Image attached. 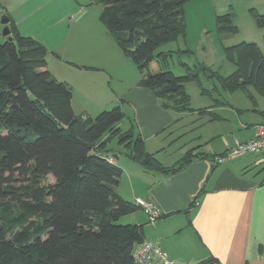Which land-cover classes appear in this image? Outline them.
<instances>
[{
	"label": "trees",
	"instance_id": "1",
	"mask_svg": "<svg viewBox=\"0 0 264 264\" xmlns=\"http://www.w3.org/2000/svg\"><path fill=\"white\" fill-rule=\"evenodd\" d=\"M90 1L102 6L99 19L142 74L140 85L166 110L197 113L185 84L199 74L187 68L186 75L176 76L169 61L177 52L157 53L185 36L189 0ZM252 14L264 28V14ZM9 19L12 40L0 41V264H134L144 227L120 223L139 207L118 194L123 170L111 161L109 146L117 140L142 168L164 174L210 155L192 149L165 167L139 134L119 127L126 118L120 106L95 118L77 115L73 88L47 68V47L21 35ZM217 31L236 32L231 11L217 17ZM225 53L236 70L221 79L223 87L231 93L252 87L264 97L261 48L242 42ZM198 114L207 122L220 118L211 109Z\"/></svg>",
	"mask_w": 264,
	"mask_h": 264
},
{
	"label": "crops",
	"instance_id": "2",
	"mask_svg": "<svg viewBox=\"0 0 264 264\" xmlns=\"http://www.w3.org/2000/svg\"><path fill=\"white\" fill-rule=\"evenodd\" d=\"M0 9L21 35L47 47V68L56 78L65 76L63 82L73 88L77 115L91 117L93 112L126 102L135 110L138 134L147 152L158 157L165 151L162 147L152 151L149 142L173 127L175 112L164 109L159 99L140 85L141 79H128L122 69L130 67L127 56L79 1L0 0ZM49 59L64 63L56 66L59 75L50 68ZM115 75L121 84L116 91L107 81ZM246 91L254 99L249 107L227 103L230 113H217L220 118L210 122L197 114L200 122L193 130L200 135L193 140L198 145L189 150L209 154L208 158L195 159L175 174H164L145 170L127 152H122L128 158L125 162L116 155L111 157L123 170L118 194L133 204L138 198L151 201L162 214L151 224L139 208L120 223L143 225L145 241L180 263L264 264V152L216 162L237 143L252 140L256 127L264 124V97L252 87Z\"/></svg>",
	"mask_w": 264,
	"mask_h": 264
},
{
	"label": "rangeland",
	"instance_id": "3",
	"mask_svg": "<svg viewBox=\"0 0 264 264\" xmlns=\"http://www.w3.org/2000/svg\"><path fill=\"white\" fill-rule=\"evenodd\" d=\"M77 1L84 9L91 12L92 17L96 18L99 23L102 6L92 3L90 0ZM184 10L185 36H179L157 50V53L162 51L177 52L169 61V69L176 76L186 75L187 68H191L199 74L197 81L185 84L186 93L190 96L191 108L197 112L195 113L196 115L189 114V112L182 114L174 111L176 122L173 127L164 135L149 142L151 144L149 148L152 151H157L161 147L165 150L157 158L169 166L180 161L185 151L198 145V142H194L193 138L200 135V133H196L193 128L200 122L197 115L200 110L213 109L216 114L220 113L225 116L230 113L227 103L235 102L236 105L246 107L251 106L252 102L254 104V99L248 91L238 90L231 93L223 87L221 79L232 75L236 70L235 64L227 58L225 48L242 42L256 43L264 53V28L258 27L252 14V10H256L259 14H264V0H189L185 3ZM230 11L232 13V24L235 26L236 32L220 35L217 31V17ZM1 12L2 9H0V41L2 42L3 37L1 35L4 26L1 23ZM179 51H182V53L178 54ZM121 52L124 54L122 50ZM127 60L130 67L127 70L125 67L122 69L125 74H128V79L133 80L136 77L142 79V74L133 60L129 57H127ZM63 64L61 61H50L49 59L50 68L57 75L59 73L56 66H64ZM157 68V65L153 64L151 72L156 73ZM64 77L60 75L56 79L62 82ZM113 77L114 79L108 78L107 81L111 83L112 89L116 91L121 84L115 78L116 75ZM258 98L260 97H257V100ZM117 105H120L126 114V118L119 124V127L124 132L133 128L135 134H138L139 127L135 120V110L128 103L120 104L118 102L117 104H112L106 110H110ZM100 112H93L91 117L95 118ZM216 144L219 146L221 143L218 141ZM110 148L115 151L114 156L120 157L123 162L128 160L122 153L126 152V150L118 145L117 140L110 145ZM48 183H54L53 178L50 177Z\"/></svg>",
	"mask_w": 264,
	"mask_h": 264
},
{
	"label": "built area",
	"instance_id": "4",
	"mask_svg": "<svg viewBox=\"0 0 264 264\" xmlns=\"http://www.w3.org/2000/svg\"><path fill=\"white\" fill-rule=\"evenodd\" d=\"M262 152H264V124L256 127V134L252 140L246 143H237L224 155L217 157L216 162L222 164L230 159ZM135 204L145 212L151 224H155L162 216L159 207L151 201L138 198ZM133 257L134 264H183L171 259L159 246L148 241H144L135 248Z\"/></svg>",
	"mask_w": 264,
	"mask_h": 264
},
{
	"label": "water",
	"instance_id": "5",
	"mask_svg": "<svg viewBox=\"0 0 264 264\" xmlns=\"http://www.w3.org/2000/svg\"><path fill=\"white\" fill-rule=\"evenodd\" d=\"M1 14H3V11L1 12ZM1 23L4 26L3 32H2V36L4 38H8L9 40H12V36H11L12 32H11V28H10V19H9V17L3 14ZM115 158H118V157L115 156Z\"/></svg>",
	"mask_w": 264,
	"mask_h": 264
}]
</instances>
